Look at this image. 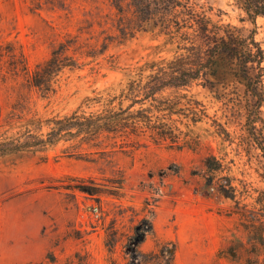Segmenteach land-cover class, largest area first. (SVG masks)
<instances>
[{"label":"rangeland","instance_id":"obj_1","mask_svg":"<svg viewBox=\"0 0 264 264\" xmlns=\"http://www.w3.org/2000/svg\"><path fill=\"white\" fill-rule=\"evenodd\" d=\"M201 2L214 21L255 29L264 48V16L253 23L236 0ZM113 12L108 0H65L40 7L36 0H0V43H16L34 68L80 26L93 23L84 37L102 41ZM165 41L152 26L132 38H118L95 60L67 68L49 93L34 89L33 103L50 116L78 108L89 115L108 106L88 98L111 94V106L125 107L129 102L120 99L129 92L134 67L170 56L172 48ZM110 56L117 66L110 64ZM237 86L244 95L243 84ZM172 92L164 95L172 97ZM189 94L197 102L198 122L182 104L162 113L157 110L167 103L144 105L155 111L152 125L176 129V141L152 135L148 127L146 134L103 137L99 147L73 139L43 151L0 157V264H67L72 257L77 261L76 252L85 251L93 264H109L106 227L115 222L128 231L152 213L156 235L176 245V264L216 259L256 264L258 251L264 253V152L251 130L245 97L239 103L234 93L202 85ZM13 102L0 90L2 129L12 127L5 121L15 123L6 117ZM261 109L256 125L264 133V104ZM143 247L152 249L154 241Z\"/></svg>","mask_w":264,"mask_h":264},{"label":"trees","instance_id":"obj_2","mask_svg":"<svg viewBox=\"0 0 264 264\" xmlns=\"http://www.w3.org/2000/svg\"><path fill=\"white\" fill-rule=\"evenodd\" d=\"M64 1L36 0V6L43 3L63 5ZM108 1L114 18L111 27L102 31V41L94 40L93 35L84 37L93 31V23L80 26L77 33H68L54 46L50 57L34 68L16 43H0V90L14 97L6 117L15 121L13 124L5 121L7 126H12L10 129L0 128V157L43 151L73 139L99 147L103 137L114 139L117 136L127 138L132 133L146 134L148 127L152 128V135L176 141L179 138L176 129L164 123L152 125L151 116L155 111L144 105L147 102L167 103L168 107L157 110L162 113L166 108L172 111L182 104L181 109L190 111L192 121L198 122L201 115L197 102L193 94H189L195 85L221 90L224 94L234 93L239 103L245 97L251 130L264 152V133L256 125L264 104V48L255 37V29L247 31L235 24L214 21L201 0ZM236 2L253 23L258 16H264V0ZM148 26L157 28L165 37V44L172 48L171 55L152 58L134 67L136 75L129 80V92L120 99V102L127 100V106L118 109L111 106L115 99L108 94L87 99L108 106L104 111L89 115L78 108L67 115L50 116L36 108L32 98L34 89L49 93L67 68H81L87 58L95 60L105 54L114 40L132 38ZM109 62L117 66L113 56ZM237 83L243 84L244 95L237 91ZM168 90H173L172 97L164 95ZM137 104L140 105L138 109L134 108ZM3 114L0 106V120ZM257 131L259 136H255ZM260 236L264 240V230ZM149 239L154 241V247L146 250L143 246ZM105 244L109 264H176V245L156 235L153 213L151 217L139 219L128 231H122L112 222L105 229ZM260 252L254 259L256 264H264V253ZM75 256L77 261L72 257L67 264H93L88 251L76 252ZM211 264L222 263L216 259Z\"/></svg>","mask_w":264,"mask_h":264}]
</instances>
